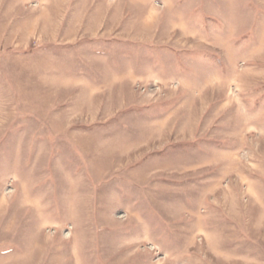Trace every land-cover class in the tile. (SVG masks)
Instances as JSON below:
<instances>
[{
    "label": "rangeland",
    "instance_id": "374dc122",
    "mask_svg": "<svg viewBox=\"0 0 264 264\" xmlns=\"http://www.w3.org/2000/svg\"><path fill=\"white\" fill-rule=\"evenodd\" d=\"M103 1L0 0V264H264V0Z\"/></svg>",
    "mask_w": 264,
    "mask_h": 264
},
{
    "label": "crops",
    "instance_id": "0c3cea01",
    "mask_svg": "<svg viewBox=\"0 0 264 264\" xmlns=\"http://www.w3.org/2000/svg\"><path fill=\"white\" fill-rule=\"evenodd\" d=\"M117 1H120V0H117ZM116 0H114V1H112V2H108V1H103V5L104 6H106V5H108L109 7H112L113 8V6L115 5V3L117 2ZM106 2H108V3H106ZM131 2H136V0H133V1H131ZM111 19V17L109 18V20ZM109 23H110V21H109ZM82 24V23H81ZM110 25H112V23H110ZM74 27H75V25H74ZM96 79V78H95ZM98 79H96V81H97ZM119 80V79H118ZM117 80V81H118ZM119 82V81H118ZM88 84H90V82H87ZM94 83V82H93ZM56 87H57V85H56ZM59 87H61V88H65V89H67V85L66 84H61V85H59ZM73 87V86H72ZM71 88V87H70ZM56 89V88H55Z\"/></svg>",
    "mask_w": 264,
    "mask_h": 264
}]
</instances>
